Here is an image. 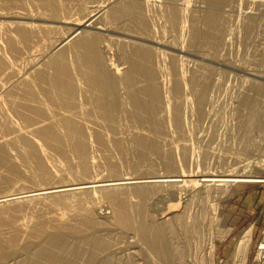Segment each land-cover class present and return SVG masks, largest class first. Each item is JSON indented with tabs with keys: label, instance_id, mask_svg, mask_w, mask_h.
Listing matches in <instances>:
<instances>
[{
	"label": "rangeland",
	"instance_id": "374dc122",
	"mask_svg": "<svg viewBox=\"0 0 264 264\" xmlns=\"http://www.w3.org/2000/svg\"><path fill=\"white\" fill-rule=\"evenodd\" d=\"M145 2L0 0V196L12 194L0 198V264H123L128 252L178 264L208 237L213 264L254 262L264 181L217 192L195 180L264 159V0ZM96 13L83 43L63 41ZM182 173L200 185L176 188L188 204L159 234L170 187L21 198Z\"/></svg>",
	"mask_w": 264,
	"mask_h": 264
},
{
	"label": "bare ground",
	"instance_id": "6f19581e",
	"mask_svg": "<svg viewBox=\"0 0 264 264\" xmlns=\"http://www.w3.org/2000/svg\"><path fill=\"white\" fill-rule=\"evenodd\" d=\"M147 1L148 0H146V2ZM97 16H98V14L96 13V14L92 15L91 17L87 18L86 21H85V23L84 22L82 24L75 23L74 24L75 26H73V31L67 37H65V39L63 41L75 39L82 32L81 33V36L79 35V37H77L75 39V41L77 42L78 40H81L82 43H83L86 40V39H83V37H84L85 33L87 35V32H85L87 30V27L92 26V23L95 22L94 20L97 18ZM86 43H85V45H86ZM60 44H62V42ZM56 52H58V51H56ZM48 59H49V57H48ZM112 89H114V88H112ZM249 161H251V160H249ZM252 162L253 161H251V163L249 164L250 167H251V169L252 168L258 169V167H260L259 169L262 170L261 168H264V159L261 160V162L260 161L253 162V163ZM242 165H243V163H242ZM249 165H246V166L249 168ZM244 169H246V168H244ZM251 169H249L248 172L246 170L247 173L245 171H243V172L239 171L240 173H235L233 175L232 174L231 175L230 174H226V173L225 174L224 173H220V175H219V173H217L218 175H215V174L214 175H212V174H202L201 175V178H199L198 180L196 179L195 181H199V183L204 188H208V190L214 189V190H217V192L219 190L226 192V191H228L229 186L235 185L237 183H244L245 184V183H248V182H262V181H264V176H262V175H255L254 174L255 170L252 171ZM257 174H259V173H257ZM187 176L188 175L182 173V174H175V175L149 176V177H146V178H144V177L143 178H140V177H130V176L127 177L126 176V177H118V178H115V179L85 180V181H81V182H77V183H67V184L65 183V184H62V185H52V186H48V187L37 188V189H34L32 191L30 190L31 192H27L28 194H26V195L23 194V196L21 198L38 199V198H41V197L62 196V195L71 194V193H77V192H81V191H90V192L91 191H94V190H99V191L100 190H106V191H109V190H115V189H119V188H123V187H127V186H133V187H149L150 186V187H156V188L158 187V188H161V190H162L163 187H170L171 188V193L169 195V199L172 200V202L168 205L167 210L165 209V211H163L162 213H159V217L157 215V217H158L157 219H156V216H155V218H154L155 220L153 221V225H157L155 228L158 229L157 232L159 234L160 231H161V229H162L161 227L163 225L161 227H158V224L160 226L161 224H164L165 222H169V221L174 220L178 215H180V212H181V211L180 212H177L178 210L175 211L176 209H174V208L176 206H180V205L185 204V203L188 204L187 202H188L189 198L187 199V202L185 201V202L182 203L181 202V197L180 198L177 197L176 192L178 193V191H176V188H184L185 191L187 190L188 192H194L195 187L198 186V185H200L199 183H198V185H196L197 183H195V184L194 183L188 184L189 182H193V181H192V179H188ZM231 188H232V186H231ZM224 192L222 194H224ZM9 195H12V194H9ZM9 195L8 194L2 195V196H0V198L5 199ZM18 198H20V197H18ZM9 200H10V198H9ZM13 200H15V199L12 198V201ZM0 201H2V200H0ZM7 201H5V203ZM184 207H186V205H184ZM198 220H199V218H198ZM120 221L123 222V223L124 222H127V220H125V217H123V216L121 217ZM199 222H200V224H203V225L206 224V222H207L206 217H204V219L201 218L199 220ZM212 223L213 222L211 220L209 222V225L211 226ZM206 228H208V227H206ZM208 232H211V231H208ZM152 234H153V232H152ZM247 235H248V233H247ZM214 247L215 246H214V243L212 241V238L211 237H208V239L204 243H201V246L199 247V250H198V247H197V250L196 251H200L199 260H197L196 257L195 258L193 257V259H191L192 258L191 257L190 259H186V260L182 258V259L179 260L180 263H178V264H195V263L198 264V261H199V264H203L204 263L203 261L205 260V258L209 260L210 264H213V260H214ZM134 250L135 249H133V251ZM129 253L130 252H128V254L126 255V259L123 260V261L129 262L131 264H143L141 261L138 262V258L139 257H138L137 252H132L130 254ZM149 253H148V255H149ZM157 253H158V251H157ZM152 254L155 255L154 251H153ZM153 257L154 256L152 255L151 258H153ZM153 261L157 262L154 259H153ZM153 261H152L153 264H158V263H155ZM126 262H123V264H126ZM175 263H176V261H175Z\"/></svg>",
	"mask_w": 264,
	"mask_h": 264
},
{
	"label": "built area",
	"instance_id": "2783aa9c",
	"mask_svg": "<svg viewBox=\"0 0 264 264\" xmlns=\"http://www.w3.org/2000/svg\"><path fill=\"white\" fill-rule=\"evenodd\" d=\"M252 264H264V239L260 241L256 258Z\"/></svg>",
	"mask_w": 264,
	"mask_h": 264
}]
</instances>
